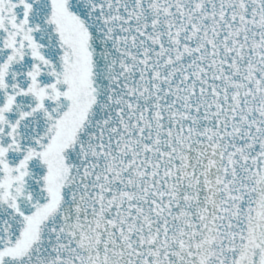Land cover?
<instances>
[{
  "label": "snow or ice",
  "instance_id": "6c2138e0",
  "mask_svg": "<svg viewBox=\"0 0 264 264\" xmlns=\"http://www.w3.org/2000/svg\"><path fill=\"white\" fill-rule=\"evenodd\" d=\"M0 264H264V0H0Z\"/></svg>",
  "mask_w": 264,
  "mask_h": 264
}]
</instances>
